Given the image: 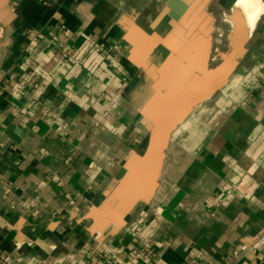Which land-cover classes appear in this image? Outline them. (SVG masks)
I'll return each instance as SVG.
<instances>
[{
    "label": "crops",
    "instance_id": "0c3cea01",
    "mask_svg": "<svg viewBox=\"0 0 264 264\" xmlns=\"http://www.w3.org/2000/svg\"><path fill=\"white\" fill-rule=\"evenodd\" d=\"M14 1L0 65V264H264V251L238 254L264 229V21L246 84L188 120L196 129L180 139L196 144L165 147L153 195L116 228L95 216L146 152L158 80L139 61L160 68L181 51L160 61L152 37L174 30L156 18L169 0ZM134 27L148 40H127Z\"/></svg>",
    "mask_w": 264,
    "mask_h": 264
},
{
    "label": "bare ground",
    "instance_id": "6f19581e",
    "mask_svg": "<svg viewBox=\"0 0 264 264\" xmlns=\"http://www.w3.org/2000/svg\"><path fill=\"white\" fill-rule=\"evenodd\" d=\"M4 1L6 0H0V7L3 5L2 3ZM182 1L187 3V11H179V13H185L180 21L174 20V30H172L173 32L169 35L168 39H166L165 45L170 50L177 52L182 48L180 53L184 54H181L180 56L179 53L176 57H171V62L166 69H161L159 67H157L158 69H152V65L143 57L139 61V64H142V66L144 65V67L149 72H152L151 74H153L158 80L157 88H163L164 91L166 90V93H163V95L161 91L158 90L154 97L151 96L153 99L151 101L149 100L150 106L149 109H146L148 114H144L146 116L149 115L148 118L150 117L151 119L156 117L157 122L154 121V124L155 126L157 124L158 127H160V125H163V127L167 126V124L169 125L172 123L169 121H173L176 117V121L183 119V116L186 115L187 110L189 109L187 108L188 105L196 104L197 106L213 96L217 89H219L220 86L222 88L223 84H225L227 71L232 67H227V71H225L226 74L219 73V70L215 72V70L209 71V69L207 71L208 68L205 69L206 59H204V55L203 57H196L195 54L192 55L193 52L191 51L193 48H191L192 45H189L196 40L194 34L200 32L202 35L201 40L208 41L210 34L213 32L214 25H212V17L206 13V5L209 0H192L191 2H188L187 0ZM169 11V6L165 5L159 18H163ZM230 13L224 17L223 22L227 23V21H230L233 26H235V28H233L234 31H231L232 35L230 36V40L234 45L235 51L241 52L242 45H244L243 43H246L247 39L250 38L260 15L263 13V6L259 4V0H236L233 6V13L231 15ZM185 26L189 27L185 28ZM218 36L221 37L222 33H219ZM186 46L189 47L186 48ZM199 46H202V44L198 45L197 48H199ZM235 56L236 55H234V57ZM226 60V63H230L233 58L230 55ZM163 80L167 81L165 82ZM183 93L186 94L183 96ZM187 93L189 95H187ZM179 94H182L180 95L182 96L181 98ZM162 100H164V102ZM158 101L163 102L162 107L160 106L162 103L158 104ZM174 101H178V104L172 110L168 109L167 105ZM161 136L162 135L158 133L156 134L155 143L158 142ZM140 162V160H137L136 163L141 165ZM144 172L146 173V171ZM144 172L138 169V167L136 168L132 166L130 168V174L126 179V182H124L118 190L115 189L111 195L112 198H110L111 201H109V204H112L110 205L111 207L109 206L111 209L107 210V204V207H104L106 211H101L96 214V222H98L99 225L112 222L116 228H121V226L124 225V216L132 206L140 198L149 199L152 196L151 193L153 190L151 189L155 188L158 183L157 178L160 175V167L149 175H145ZM100 227L101 226H99V228Z\"/></svg>",
    "mask_w": 264,
    "mask_h": 264
},
{
    "label": "rangeland",
    "instance_id": "374dc122",
    "mask_svg": "<svg viewBox=\"0 0 264 264\" xmlns=\"http://www.w3.org/2000/svg\"><path fill=\"white\" fill-rule=\"evenodd\" d=\"M234 1L235 0H209V2L206 5V13L212 17V22H213L212 25H214V26H213V32L209 36V44H208L209 47H208V49L210 52L207 50L208 53H207V57H206L205 69L208 68L207 71L209 69H210L209 71L215 70V72L219 70V73L223 74V73H225V71H227L226 70L227 67L230 68V66H232L227 71V79L225 80V84H223L222 88L220 86L219 89H217V91L214 93L213 96L206 99L205 101L198 104L197 106H196V104L188 105L187 108H189V109L187 110L186 115L183 116V119H181L179 121L178 120L175 121V124H173L171 126V129L169 130L170 133L168 135L167 145H166L168 152L169 151L173 152V150H171V147L174 148V147H179V145H182V146L186 145V141H188L190 143H194L193 144V146H194L196 144V140H187V139H183V138L180 139V132H181V134H182V132L185 134L187 132H190L191 130L194 131L196 129L193 125H191V122H189L188 120L193 119V118L196 119L199 117L203 118V116L204 117L208 116V114H210V113H208V111L210 110L212 104L217 99H219V98L222 99L225 96L231 94L233 91H238V90L242 89L243 86L247 82V78H246L247 77V69L252 65V63L254 61L253 58L251 57V53L249 52V50L252 47V45L254 44L253 42L258 38L256 33H258V30H259L258 28L263 24V21H264V0H259V4L263 6V13L260 15V18L257 21V24L253 30L252 35L250 36V38L247 39L246 43H243L244 45H242L241 52L235 51L234 45H233L232 41L230 40V38H231L230 36L232 35L231 31H234L233 28H235V26H233V24L230 21L229 22L227 21V23L223 22V19L225 16L229 15L230 12H231L230 15L233 13V6L235 4ZM13 2H15V1L12 0V2H11L12 7L7 6L6 10H0V65H1L2 60H3V58L1 56L5 50V44H4L5 37H6L5 23L7 24V19L5 18V15L9 11H11V8L12 9L14 8ZM1 7H3V5H1ZM154 7H157V4H155ZM209 12H211V13H209ZM2 14H3V16H2ZM160 14H158V16H156V18L157 17L159 18ZM219 33H222L221 37L218 36ZM160 38L161 37H157V36L155 37L157 44L159 43V46L157 49V52H158L157 57L159 58L158 60L162 61L161 57L165 56V53L163 50H166V49L169 50V49L164 47L165 46L164 42H163L164 38H161L162 41L159 42ZM167 53H169V52L167 51ZM230 55L233 58V60L230 63H228V62L226 63V61H227L226 59ZM234 55H236V56L234 57ZM144 61H146V60H144ZM140 65H142V64H140ZM154 69H156V67H154ZM151 75H153V74H151ZM158 79H160V78H158ZM161 80H162V78H161ZM163 81L166 82L167 80H163ZM158 90L161 91L162 95H163V93H166V90L164 91L163 88L162 89L157 88V91ZM185 94L186 93H183V96ZM159 100H160V98H159ZM162 101L164 102V100H162ZM162 101H158V104H161V103L163 104ZM171 103H173V105L170 107L171 104H169V105H167V107H168V109L172 110L178 104V101H174ZM149 106H150L149 104L146 106L145 110L143 111V114L147 113L146 109H149ZM190 107H192V108L194 107V108L192 109ZM148 116L149 115H147V116L144 115V118H143L145 120L143 122L149 130L148 131L149 137L144 142V149H142L143 151L146 150L147 146L149 145L151 133L152 132L156 133V130H155L156 126L154 124V121L157 122V118L155 117L156 119L153 118L154 119L153 120L150 117L148 118ZM158 128H159V131L162 129H164V130L166 129V127H163V125H160V127H158ZM181 130H183V131H181ZM181 142H182V144H181ZM161 163H162V166H161L160 172H162L163 167H164V156L162 158ZM166 163L168 164L169 162H166ZM156 186H157V184H156ZM151 190H153L151 193L153 195L155 188H153ZM111 195L112 194H110L109 198H108V202H107L108 207H107V204L104 205L105 208L107 207V210L111 209V208H109V206L112 205V204H109V201H111L110 198H112ZM104 207L102 209H99V211H101V210L106 211Z\"/></svg>",
    "mask_w": 264,
    "mask_h": 264
},
{
    "label": "water",
    "instance_id": "95a60500",
    "mask_svg": "<svg viewBox=\"0 0 264 264\" xmlns=\"http://www.w3.org/2000/svg\"><path fill=\"white\" fill-rule=\"evenodd\" d=\"M7 1L8 0H6V1H4L2 3L3 6H4V4ZM167 5L170 8V11L167 13L168 17L169 18H172L173 20H176V21H180L181 17L185 13L184 12L182 14V13H179V11H183V10L184 11H187V8H188L187 4L184 3L181 0H169V2L167 3ZM1 8H3V7H1ZM7 15H9V12L7 13ZM129 31L130 32H129L128 36H127V40H132L133 37L135 38V37H138V36H140V37L145 38V39L148 40V35L142 29H140L138 27H134V28L130 29ZM152 37L155 38L156 35H153ZM153 38H151V43H149V46H148L150 48H153V46H155V44H156V43H153V41H152ZM194 38L196 40H194V42H191V44L189 46L192 45L191 48H193L192 51L194 52V54L196 55V57H198V56H200V57L202 56L203 57V55H204V59H206L207 53H208L207 50H208V47H209V45H208L209 44V40L208 41H202L201 40L202 37L199 36L198 34H196L194 36ZM165 43L166 42H164V45H165ZM199 43L202 44V46H199V48H197L198 45H200ZM189 46H186V48H188ZM201 48H202V51H201ZM180 49H182V48H180ZM175 52H177V51H175ZM170 62H171V56H169V58L167 59V61L163 65H161L160 68L161 69H166L168 67V64H170ZM170 73H171V71H170ZM168 75H169V73H168ZM156 93H155V95H156ZM180 95H182V94H179V96ZM187 95H189V94L187 93ZM153 97H152V99H153ZM181 97L182 96H180V98ZM162 105H160V106H162ZM172 105H173V103H171L170 107ZM164 106H166V105H164ZM175 121H176V119L175 120L173 119V121H169V122H172V123H170L167 126H164V127H166V129L165 130L162 129L160 131H159V128H158V126L156 124V129H155L156 130V133L155 132H152L151 133L150 142H149V145L147 146V149H146V152H145L144 156H142V157L135 156L129 162V164L127 165V171H128L127 172V176L125 177V179L123 180V182H122L121 185H123V183L126 182V179H127L128 175L130 174V168L132 166H134L136 168L138 167V169H140L142 172L146 171V173L144 172L145 175H149L152 172H154L157 168L161 167V162H162V158H163V155H164L163 154L164 153V149H165V147L167 145V139H168V135L170 133L169 130L171 129V126L175 123ZM157 133L160 134V135H162V136L159 138L158 142L155 143V139H156V134ZM137 160H140L141 161L140 162L141 165L136 163Z\"/></svg>",
    "mask_w": 264,
    "mask_h": 264
},
{
    "label": "built area",
    "instance_id": "2783aa9c",
    "mask_svg": "<svg viewBox=\"0 0 264 264\" xmlns=\"http://www.w3.org/2000/svg\"><path fill=\"white\" fill-rule=\"evenodd\" d=\"M246 244L242 246L238 254L247 253H260L264 251V229L261 230L257 235L251 237L249 240L245 241Z\"/></svg>",
    "mask_w": 264,
    "mask_h": 264
}]
</instances>
